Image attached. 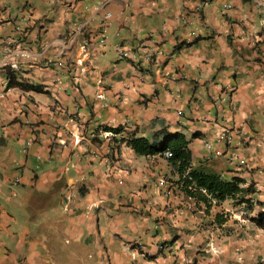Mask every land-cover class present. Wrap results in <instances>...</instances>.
Returning <instances> with one entry per match:
<instances>
[{
  "label": "crops",
  "instance_id": "obj_1",
  "mask_svg": "<svg viewBox=\"0 0 264 264\" xmlns=\"http://www.w3.org/2000/svg\"><path fill=\"white\" fill-rule=\"evenodd\" d=\"M161 128L264 201V0H0V264L263 260L124 139Z\"/></svg>",
  "mask_w": 264,
  "mask_h": 264
},
{
  "label": "trees",
  "instance_id": "obj_2",
  "mask_svg": "<svg viewBox=\"0 0 264 264\" xmlns=\"http://www.w3.org/2000/svg\"><path fill=\"white\" fill-rule=\"evenodd\" d=\"M6 70L7 87L17 86L24 90L41 91L40 86H34L24 80H18L16 70L9 65L3 66ZM104 130L120 133L123 131L121 126H103ZM126 143L138 155H152L161 153L164 155L166 150H170L171 156L166 159L178 173L177 182L187 197H191L196 204L203 203L207 212L213 203H221L231 200L233 206H241L245 211L246 218L256 227L264 230V209L255 214L250 213L254 210L255 192L254 184L239 177L233 176L229 180L223 179L218 173L205 170L201 167L191 166V152L188 146L189 140L181 133H171L166 128L158 129L149 136H139L135 133L127 134ZM227 220L220 213L215 216L217 223Z\"/></svg>",
  "mask_w": 264,
  "mask_h": 264
},
{
  "label": "rangeland",
  "instance_id": "obj_3",
  "mask_svg": "<svg viewBox=\"0 0 264 264\" xmlns=\"http://www.w3.org/2000/svg\"><path fill=\"white\" fill-rule=\"evenodd\" d=\"M254 194V193H253ZM255 199L254 210L250 213L255 214L257 211L264 209V201ZM232 203V202H231ZM230 203V204H231ZM227 209H222L223 215L227 217L222 226L223 235L228 234L234 244L243 242L247 247H251L254 251H262L264 249V230L259 229L246 218V212L242 211L241 206H231L226 204ZM224 245V244H222ZM256 253L255 255H257ZM254 264H264V259H256Z\"/></svg>",
  "mask_w": 264,
  "mask_h": 264
},
{
  "label": "built area",
  "instance_id": "obj_4",
  "mask_svg": "<svg viewBox=\"0 0 264 264\" xmlns=\"http://www.w3.org/2000/svg\"><path fill=\"white\" fill-rule=\"evenodd\" d=\"M110 13H107L106 14V18L109 17ZM137 49V55H134L137 57V61L138 60H141V61H149L152 59V57L154 55H156V52H158L153 45L147 43V42H144L142 44H139L138 47L136 48ZM122 54L124 55H128L127 52H123V50L121 51ZM9 57V54L6 53L4 54L3 56V59L4 61H6ZM133 57V56H132ZM164 156L167 158L169 156H171V152L170 150H166L164 152ZM191 198V197H190Z\"/></svg>",
  "mask_w": 264,
  "mask_h": 264
}]
</instances>
